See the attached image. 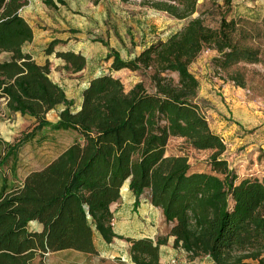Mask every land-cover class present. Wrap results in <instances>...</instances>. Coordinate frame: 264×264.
<instances>
[{
    "label": "trees",
    "instance_id": "obj_1",
    "mask_svg": "<svg viewBox=\"0 0 264 264\" xmlns=\"http://www.w3.org/2000/svg\"><path fill=\"white\" fill-rule=\"evenodd\" d=\"M27 2L0 0V98L10 114L32 120L14 142L0 140V264H42L63 250L97 255L94 231L106 243L116 236L111 205L126 182L136 201L148 191L150 203L171 224L173 245L187 254L208 256L213 264H264V180L239 177L230 167L223 156L226 144L202 112L199 81L190 70L206 47L219 54L220 68L239 59L259 61L246 32L226 17L232 0H223L225 10L215 27L204 22L207 10H199V0H140L185 20L129 59L108 48L111 70L139 72L151 90L143 80L125 90L112 73L98 74L82 89L76 111L49 77V64H38L22 49L33 38L20 14ZM42 2L55 6L54 0ZM56 56L73 72L85 65L81 55L70 51ZM230 77L244 85L238 74ZM59 105L57 118L49 120L48 112ZM45 129L75 135L41 171L21 182L17 152L31 141H45ZM173 136L194 149L211 150L208 171H190L184 155H165ZM30 220L42 223L43 230L30 231ZM127 240L132 264H160L162 240Z\"/></svg>",
    "mask_w": 264,
    "mask_h": 264
},
{
    "label": "rangeland",
    "instance_id": "obj_2",
    "mask_svg": "<svg viewBox=\"0 0 264 264\" xmlns=\"http://www.w3.org/2000/svg\"><path fill=\"white\" fill-rule=\"evenodd\" d=\"M61 1L55 0V6L50 7L40 0H31L23 14L35 32L46 31L66 38L41 43L42 54L38 55L48 53L53 42L69 43L83 52L87 64L81 72H69L61 65L54 69L60 78L65 79V90L73 107L79 103L80 84L94 74L112 73L121 80L125 90L143 80L151 90L148 79L139 72L111 70V59H105L108 48L114 49L121 58L129 59L150 42L165 39L180 29L185 20L173 19L164 12L140 4V0ZM199 1V10H207L204 22L215 27L225 10L223 0ZM226 17L235 19L239 28L246 32V43L258 50L259 61L239 59L220 68L215 62L219 54L206 47L190 65V70L199 81L202 112L210 128L214 132L219 130L217 134L226 144L223 156L230 167L242 172L243 176L264 180V141L258 142L264 134V0H232ZM50 18L55 24L48 21ZM234 74L243 79V86L232 80L230 76ZM55 114L57 111L50 112L47 118L54 120ZM31 122L28 116L11 115L3 99L0 100L2 142H14ZM44 132L48 137L45 141H31L17 152L16 175L21 182L32 172L41 171L46 166L43 164L68 145L75 135L71 131L45 129ZM210 154L211 150L194 149L184 138L176 136L169 138L165 148V155L186 156L190 171H208ZM243 163L244 167L240 168ZM121 192L118 201L111 205L117 232L115 241L106 244L94 231L97 255L69 250L50 255L42 264H132L127 239L136 237L150 238L155 242L162 240L160 264H213L208 256L189 255L173 245V237L169 235L171 224L165 221L161 209L150 203L147 190L137 201L128 189L123 188ZM32 221L37 220H30L29 227Z\"/></svg>",
    "mask_w": 264,
    "mask_h": 264
},
{
    "label": "crops",
    "instance_id": "obj_3",
    "mask_svg": "<svg viewBox=\"0 0 264 264\" xmlns=\"http://www.w3.org/2000/svg\"><path fill=\"white\" fill-rule=\"evenodd\" d=\"M40 1H42V0H40ZM31 2V0H28V2H27V4L26 5H24L23 7H22V9L20 10V14L25 18V20L29 23V21L26 19V17H25V15L23 14L24 13V10H25V8H27V6H28V4ZM54 2H55V0H54ZM46 6V5H45ZM54 9V8H53ZM52 19L53 18H50L48 21H50V23L51 24H55V21H52ZM29 25L31 26V24L29 23ZM31 28H32V26H31ZM32 31H33V38H32V40L30 41V42H26V43H24L23 44V46H22V49H23V51L24 52H26V53H29L31 56H32V58L38 63V64H45L46 62L49 64V68H50V72H49V77L51 78V80L53 81V82H55V83H57L59 86H61L62 88H63V90H64V92H65V94H66V96H67V98L68 99H71L70 98V96H68V93L66 92V90H65V79L64 78H60L59 76H58V74H56V72H55V67L56 66H58V65H61L62 67H63V69H66V70H68L69 72H73L70 68H65V64H66V61L63 59V58H61V57H59V56H56V52H67V51H70V52H73L74 54H79V55H81L84 59H85V56H84V54H83V52L80 50V48L79 47H75V46H70L69 45V43H64V44H61V42H59V43H56L54 46H53V50L50 52V53H45V52H43V55H38V54H42L41 52H40V49H41V43L42 44H45V43H47V42H49V41H51L52 39H58V40H61L62 41V39H66V38H64V37H62V36H59V35H56V34H52V33H50V32H46V31H43V32H41V33H37V32H35L34 31V29L32 28ZM69 42V41H68ZM151 43V42H150ZM148 45V44H147ZM143 48V47H142ZM142 48H141V50H142ZM107 50V49H106ZM86 64H87V62H86V59H85V65H84V67L81 69V70H79V71H76V72H73V73H79V72H81L85 67H86ZM96 75H98V74H94V75H90L82 84H80V87H79V93H78V95H79V103L75 106V107H73V105H72V109L74 110V111H76V110H78L79 109V107H80V103H81V91H82V89L87 85V83H88V81H89V79L90 78H92L93 76H96ZM3 98H0V100H2ZM3 104H4V106H5V101H4V99H3ZM63 108V106L62 105H59L57 108H56V110L54 109V110H51L50 112H54V111H59V110H61ZM50 112H48V114L50 113ZM11 115H13V116H18V115H20L19 113H13V114H11ZM57 118V114H55V119ZM54 119V120H55ZM218 131L219 130H216V133H218ZM65 132H69V131H65ZM263 136H264V134H263ZM261 137L260 138V140H258V142H261V141H264V137ZM247 141V140H246ZM249 141V140H248ZM67 146V145H66ZM62 150V149H61ZM60 150V151H61ZM60 151H58L57 153H56V155H54L53 157H51L46 163H44L43 165H46L51 159H53L55 156H57L59 153H60ZM242 166V167H241ZM240 168H243L244 167V163H243V165H240L239 166ZM263 167V166H262ZM236 171V173L238 174V176L239 177H242L243 176V173L242 172H240V171H238V170H235ZM264 172V171H263ZM25 177V175L22 177V178H24ZM262 180V179H261ZM128 189V183L126 182L124 185H123V187H122V189ZM122 189H121V191H122ZM129 190V189H128ZM129 192H130V194H132V192L129 190ZM122 193V192H121ZM133 195V194H132ZM133 197H135L134 195H133ZM118 201V200H117ZM116 201V202H117ZM115 203V202H114ZM113 203V204H114ZM112 210V209H111ZM112 224H113V231H114V233L115 234H117V232L115 231V229H114V216H113V219H112ZM28 229L30 230V231H33V232H41L42 230H43V225L41 224V223H39V222H37V221H32L31 222V224H30V227H29V225H28ZM98 235V234H97ZM99 237H100V235H98ZM101 238V237H100ZM136 238H139V237H136ZM102 239V238H101ZM115 239H116V237H114L113 239H112V241L110 242V243H106L103 239H102V241H104L106 244H111L113 241H115ZM95 244V243H94ZM129 245H130V243L128 242V253H129ZM95 247H96V245H95ZM96 249H97V247H96ZM63 251H69V250H63ZM63 251H58V252H55V253H60V252H63ZM97 251H98V249H97ZM55 253H52V254H55ZM52 254H50V255H52ZM49 255V256H50Z\"/></svg>",
    "mask_w": 264,
    "mask_h": 264
},
{
    "label": "built area",
    "instance_id": "obj_4",
    "mask_svg": "<svg viewBox=\"0 0 264 264\" xmlns=\"http://www.w3.org/2000/svg\"><path fill=\"white\" fill-rule=\"evenodd\" d=\"M223 140V139H222ZM224 141V140H223Z\"/></svg>",
    "mask_w": 264,
    "mask_h": 264
}]
</instances>
